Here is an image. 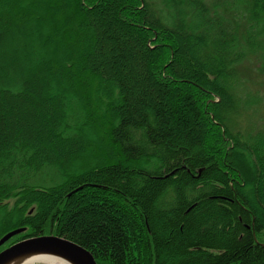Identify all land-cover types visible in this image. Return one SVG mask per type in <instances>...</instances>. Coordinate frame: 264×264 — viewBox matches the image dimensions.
<instances>
[{"label": "trees", "instance_id": "obj_1", "mask_svg": "<svg viewBox=\"0 0 264 264\" xmlns=\"http://www.w3.org/2000/svg\"><path fill=\"white\" fill-rule=\"evenodd\" d=\"M263 73L264 0H0V251L264 264Z\"/></svg>", "mask_w": 264, "mask_h": 264}, {"label": "water", "instance_id": "obj_2", "mask_svg": "<svg viewBox=\"0 0 264 264\" xmlns=\"http://www.w3.org/2000/svg\"><path fill=\"white\" fill-rule=\"evenodd\" d=\"M25 231L24 227L9 231L0 238V247ZM47 258H58L65 264H99L89 249L55 234L25 238L0 251V264H50ZM31 259L35 261L29 262Z\"/></svg>", "mask_w": 264, "mask_h": 264}, {"label": "rangeland", "instance_id": "obj_3", "mask_svg": "<svg viewBox=\"0 0 264 264\" xmlns=\"http://www.w3.org/2000/svg\"><path fill=\"white\" fill-rule=\"evenodd\" d=\"M245 61H246V63L243 64L242 66L247 67L249 69V71H248L249 75L248 76L250 78H254L255 75H254V73L252 71H256V69L258 68V65L252 67L250 60H245ZM255 83H260L258 88H257V90H256V92H258L259 95L258 96L256 95V96H257V98H259L261 100V104L254 111H252L249 114L253 118L252 122H255V121H258L259 119H262V121H261L262 124L260 123L259 125L264 126V73L260 75V78L258 80L254 81L250 85V87L248 88L249 91H252V92L255 91V89H254V84ZM253 115H254V117H253ZM256 119H258V120H256ZM86 133L91 135V132L89 130H87ZM90 137H92V135Z\"/></svg>", "mask_w": 264, "mask_h": 264}, {"label": "bare ground", "instance_id": "obj_4", "mask_svg": "<svg viewBox=\"0 0 264 264\" xmlns=\"http://www.w3.org/2000/svg\"><path fill=\"white\" fill-rule=\"evenodd\" d=\"M35 259V258H34ZM34 259H31L29 260L30 261H35ZM47 261L50 263V264H65L62 260L58 259V258H47Z\"/></svg>", "mask_w": 264, "mask_h": 264}]
</instances>
